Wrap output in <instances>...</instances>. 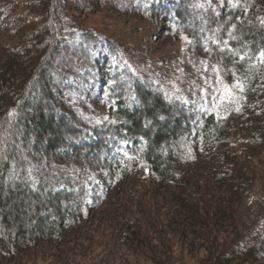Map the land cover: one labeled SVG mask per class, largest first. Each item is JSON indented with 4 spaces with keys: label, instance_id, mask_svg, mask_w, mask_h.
<instances>
[{
    "label": "trees",
    "instance_id": "obj_1",
    "mask_svg": "<svg viewBox=\"0 0 264 264\" xmlns=\"http://www.w3.org/2000/svg\"><path fill=\"white\" fill-rule=\"evenodd\" d=\"M97 13L166 23L206 72L243 86L232 87L241 100L223 114L188 106L175 85L146 72L131 40L84 22ZM100 40L112 61L95 57ZM261 50L264 0H0V264L75 240L89 199L101 202L133 174L178 190L180 215L204 227L203 264L264 260V189L258 225L236 218L264 147ZM194 144L220 151L222 168L183 170ZM132 213L124 207L111 222L123 240L143 228Z\"/></svg>",
    "mask_w": 264,
    "mask_h": 264
},
{
    "label": "rangeland",
    "instance_id": "obj_2",
    "mask_svg": "<svg viewBox=\"0 0 264 264\" xmlns=\"http://www.w3.org/2000/svg\"><path fill=\"white\" fill-rule=\"evenodd\" d=\"M84 22L127 43L131 40L132 50L137 52L135 56L146 67V72L175 85L188 106L223 114L241 100L234 94L235 89L230 96L224 92L212 71L206 72L197 63L199 52L191 49V43L188 45L182 41L164 22H137L133 18H115L104 13L89 16ZM95 57L112 61L107 57L104 40L96 42ZM68 77L64 75L67 83L75 82ZM90 97L95 101L93 94ZM194 152V159L187 162L183 170L203 174L222 168L224 155L220 151L212 154L209 150L197 149L194 144ZM256 152L252 169L256 180L236 206L237 221L246 229L258 225L256 198L264 189V147ZM138 175L133 174L115 189L102 191L101 202L94 197L89 199L90 212L75 240L43 244L35 255L20 261L21 264H203L209 254L201 236L204 227L192 228L183 213L180 215L173 198L178 190L144 180ZM96 183L101 182L97 179ZM187 189L193 198L198 196L194 186ZM131 196L135 199L140 196L137 200L140 207L127 204L133 199ZM11 202L13 205L16 203ZM124 207L133 211L134 224H143L141 230H135V236L126 240L114 233V223H111ZM232 264H264V260L234 261Z\"/></svg>",
    "mask_w": 264,
    "mask_h": 264
},
{
    "label": "snow or ice",
    "instance_id": "obj_3",
    "mask_svg": "<svg viewBox=\"0 0 264 264\" xmlns=\"http://www.w3.org/2000/svg\"><path fill=\"white\" fill-rule=\"evenodd\" d=\"M185 39H186V38H185ZM240 59H244V57L242 56V57H240ZM259 62H260L261 64H264V50H261V51L259 52ZM202 63H203V62H202ZM216 71H217V73H218L219 70L216 69ZM217 82L220 83L221 87L224 89V92L227 93L229 96L232 94V87L240 88V90L243 91V86H242L239 82H237V84L234 85V86H232V87H230V86L227 85V84H224L222 80H219V81H217Z\"/></svg>",
    "mask_w": 264,
    "mask_h": 264
}]
</instances>
